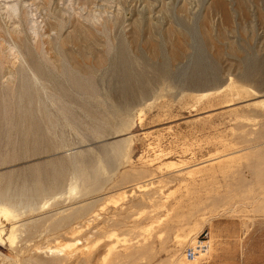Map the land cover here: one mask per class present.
<instances>
[{"label": "rangeland", "instance_id": "1", "mask_svg": "<svg viewBox=\"0 0 264 264\" xmlns=\"http://www.w3.org/2000/svg\"><path fill=\"white\" fill-rule=\"evenodd\" d=\"M0 264H264V0H0Z\"/></svg>", "mask_w": 264, "mask_h": 264}, {"label": "built area", "instance_id": "2", "mask_svg": "<svg viewBox=\"0 0 264 264\" xmlns=\"http://www.w3.org/2000/svg\"><path fill=\"white\" fill-rule=\"evenodd\" d=\"M208 250V245L206 244V241L199 240V243L195 247H189L186 250V257L187 260H193L196 258L197 253L200 252H206Z\"/></svg>", "mask_w": 264, "mask_h": 264}, {"label": "bare ground", "instance_id": "3", "mask_svg": "<svg viewBox=\"0 0 264 264\" xmlns=\"http://www.w3.org/2000/svg\"><path fill=\"white\" fill-rule=\"evenodd\" d=\"M258 67H259V66H258ZM258 67H257V70H258V69L260 70L261 68H258ZM255 69H256V68H255ZM252 71H253V70H252ZM250 73H251V72H250ZM243 77L246 78V79H252L251 74H249V76L243 75Z\"/></svg>", "mask_w": 264, "mask_h": 264}]
</instances>
